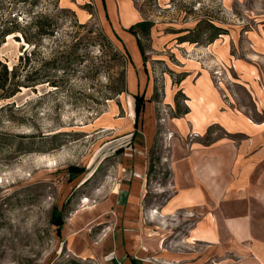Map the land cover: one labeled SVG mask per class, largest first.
I'll return each instance as SVG.
<instances>
[{
	"label": "rangeland",
	"instance_id": "obj_1",
	"mask_svg": "<svg viewBox=\"0 0 264 264\" xmlns=\"http://www.w3.org/2000/svg\"><path fill=\"white\" fill-rule=\"evenodd\" d=\"M34 1L26 20L47 14L57 0ZM106 4L109 17L102 0H58L66 12L56 18V37L39 38L31 65L39 72L43 65L42 76L59 78V87L23 88L8 101L24 107L26 121L7 127L26 138L0 148V264H111L102 254L110 249L103 239L107 235L99 238L105 225L86 229L93 254L78 255L79 238L68 242L64 229L73 227L74 215L134 179L136 190H146L147 203L161 208L174 195V176L186 174L180 163L201 157L204 147L226 144L228 156L258 159L255 165L264 169V0ZM20 8L29 5L20 3ZM202 20L228 34L208 43L211 31L204 25L199 42L189 40ZM141 21L153 23L148 33L138 31L150 86L105 99L106 92L121 86L123 72L128 80L134 66L121 54L115 33L134 58L139 46L128 29ZM26 47L12 36L0 48V58L12 67ZM56 59L59 67H53ZM204 85L212 90L209 112V102L199 96ZM142 93L147 101L133 137L134 95ZM192 99L198 100L194 106ZM152 212L159 216L157 209ZM202 216L179 211L164 216V226L149 217L145 230L155 236V226L163 227L172 261L178 252L186 253L175 242L184 241ZM55 218L65 220L61 233ZM147 251L146 263L159 264L153 249ZM211 256L210 264L225 257Z\"/></svg>",
	"mask_w": 264,
	"mask_h": 264
},
{
	"label": "crops",
	"instance_id": "obj_2",
	"mask_svg": "<svg viewBox=\"0 0 264 264\" xmlns=\"http://www.w3.org/2000/svg\"><path fill=\"white\" fill-rule=\"evenodd\" d=\"M134 55V66L128 72V90L132 93L139 88L148 89L151 82L140 50ZM210 93L209 85L201 87L199 96L204 103L209 102L208 112L214 105L208 99ZM192 100L189 103L196 105L198 100ZM227 150L226 144L204 147L201 157L181 162L179 166L186 174L174 176V195L161 208L147 203L146 190L135 189L138 180L122 183L106 200L74 215L73 227L64 229L68 242L79 238L78 255L93 254L94 248L87 246L86 229L105 225L108 230L99 238L107 235L103 239H108L110 249H103L102 254L111 264H132V259L147 264V249H153L159 264H210L212 252L225 255L215 259L216 264H264V169L255 165L258 159L240 160L233 153L228 156ZM153 209L158 210L159 216H154ZM179 211L186 215L201 213L203 218L184 241L175 242L174 247L186 249L185 256L178 252L171 261L161 220ZM149 217H155L162 225L155 226V236H147L145 230Z\"/></svg>",
	"mask_w": 264,
	"mask_h": 264
},
{
	"label": "trees",
	"instance_id": "obj_3",
	"mask_svg": "<svg viewBox=\"0 0 264 264\" xmlns=\"http://www.w3.org/2000/svg\"><path fill=\"white\" fill-rule=\"evenodd\" d=\"M20 3L29 5V8L21 10ZM35 1L32 0H0V48L7 42L9 36H13L16 40L24 41L27 44V47L24 48L23 54L19 58V62L10 66L3 59L0 58V148H3L5 145H8L9 142L14 143L20 141L22 143L25 134H13L7 127V125L19 126L22 123H25L26 118L21 115V112L24 110L23 106L19 107L14 102L8 103L12 98L17 96L23 88H30L35 85H40L44 83H49L51 86L58 88L59 78H52L51 76H42L43 65L41 71H34L33 66L31 65L33 61V56L38 53L36 48L41 44L40 37H56L57 34V17L62 16L66 10H60L58 5V0L53 3L51 10L48 13L38 14L31 20H26L30 7L35 5ZM104 10L108 16L106 0H102ZM207 25L210 29V36H207L206 41L208 43H213L218 39L219 35L228 34L227 31L219 28L212 23L209 24L205 20H202L198 24V28L194 31L196 33L195 38H188L193 42H199L201 37L200 34H203V26ZM153 27V23L149 21H141L133 24L128 32L136 37L137 44L139 46L140 53L143 58V63L146 65L147 55L145 48L142 44V40L139 37V32L148 33ZM190 32V31H189ZM115 33V32H114ZM118 40L123 44L124 53L121 54L126 58L127 64L134 65L132 55L125 44V42L116 34ZM110 42V40H109ZM116 47L113 43H111ZM34 46L32 50L30 47ZM44 61V60H42ZM59 60H54L53 67H59ZM53 65V64H52ZM125 72L122 73V84L119 88L115 89L113 94L106 92L105 99H112L110 96L115 97L122 94L125 91H128V80L125 79ZM177 99V98H176ZM135 100V132L133 137L137 134L139 126V118L142 113V109L145 105L146 97L145 94H136L134 95ZM6 102V103H5ZM188 109L185 112H180V114H186ZM20 114V115H19ZM21 139V140H15ZM53 224L58 227L59 233L63 230L65 225V220L62 218H55ZM132 264H139L138 261L132 259Z\"/></svg>",
	"mask_w": 264,
	"mask_h": 264
},
{
	"label": "bare ground",
	"instance_id": "obj_4",
	"mask_svg": "<svg viewBox=\"0 0 264 264\" xmlns=\"http://www.w3.org/2000/svg\"><path fill=\"white\" fill-rule=\"evenodd\" d=\"M10 39H12V36H9L7 40H10ZM169 95H170V93H169ZM193 106H194V105H193ZM91 208H92V206H91V207H88L89 210H90ZM85 209H86V208H85Z\"/></svg>",
	"mask_w": 264,
	"mask_h": 264
}]
</instances>
